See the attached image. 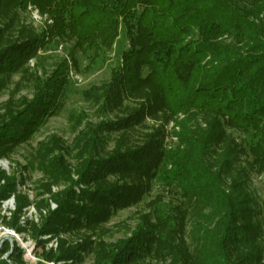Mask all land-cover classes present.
<instances>
[{"label":"trees","instance_id":"16d2710c","mask_svg":"<svg viewBox=\"0 0 264 264\" xmlns=\"http://www.w3.org/2000/svg\"><path fill=\"white\" fill-rule=\"evenodd\" d=\"M28 5L52 24L45 21L40 31L23 24L20 13ZM263 13L264 0H0V89L8 75L26 72L27 62L49 42H70V60L77 68L78 52H91L88 58L94 62L123 37L128 48L121 68L112 70L108 83L82 96L98 104L101 113L118 110L124 100L136 103L114 121L88 124L78 133L71 148L77 180L63 147H44L45 154H55L43 158L38 169L52 184L68 186L52 195L55 208L47 207L40 227L26 218L28 228L16 230L30 229L36 247H43L47 241L40 235L56 238L95 229L136 204L159 178L191 206L192 252L182 237L183 220L165 217L156 208L153 221L144 217L103 260L264 264V196L258 204L249 190V173L264 172ZM67 69L61 61L36 80L31 100L23 99L18 109L6 107L0 117V154L26 143L56 115ZM179 114L184 117L177 142L164 149L162 125ZM197 117L204 127L191 123ZM146 118L162 123L140 145L130 147L120 137L110 153L100 154L102 136L129 131ZM228 131L242 134L243 140L237 143ZM14 188L15 178H5L0 202L25 200ZM13 222L15 227L14 217ZM59 242L58 252L44 251L36 264L80 261L85 245L65 249ZM4 254L7 260L1 259ZM21 256L16 244L3 242L0 264H24Z\"/></svg>","mask_w":264,"mask_h":264},{"label":"rangeland","instance_id":"374dc122","mask_svg":"<svg viewBox=\"0 0 264 264\" xmlns=\"http://www.w3.org/2000/svg\"><path fill=\"white\" fill-rule=\"evenodd\" d=\"M37 11L38 17L34 13ZM264 15V13H263ZM260 15L259 20L264 24V16ZM21 21L29 25L36 31H40L45 21L47 25L52 24L48 16L41 14L33 5H28L26 11L20 13ZM259 22V21H257ZM262 24V23H261ZM262 24V25H263ZM264 26V25H263ZM264 39V35H263ZM70 42H49L44 48L39 50L37 57L30 59L25 65L26 72L17 71L5 78L4 86L0 89V117L5 113L9 105L13 109H18V105L23 99L31 100L34 93L36 80L47 77L61 61H66L67 85L63 97L60 99V108L56 115L48 118L30 139L24 143L0 154V185L4 184L5 178H15L14 197L0 202V249L3 242L10 245L16 244L22 251L24 264H36L42 260L44 251L52 250L58 252V242L64 245L65 249L84 246L86 248L79 252V262L75 264H108L103 257L110 253L119 243L131 237L134 229L140 225L144 217H150L153 221L154 210L160 209L165 217L170 219L183 220V240L188 249L192 252L194 248V234L192 233L193 216L191 206L180 195L175 187H167L159 178H156L150 189L134 205L117 211L111 218L98 225L95 229H81L75 232L61 233L56 238L50 235H40L39 240L47 241L44 246L36 247L35 242L30 238L29 230L18 232L17 228H28L23 220L33 221L38 227L43 224V218L47 215L48 208H55L52 202V195L64 190L68 184L58 182L52 184V179L43 175L37 166H41L44 159L51 158L44 153V147H63L65 162L71 168V177L77 180L73 169L76 165L74 155L71 151L75 145L76 136L84 130L86 125H98L104 121H114L124 113L136 106V103L124 100L122 106L114 112L101 113L99 105L92 99L87 101L82 96L84 91L93 87H100L108 83L111 79V72L120 69L122 64V54L128 48V43L119 37L114 43L112 50L104 57L92 62V53L76 54L77 68H73L70 55ZM183 115H177L162 125L164 130V149L170 148L177 142L176 135L180 132L179 122ZM196 119V118H195ZM161 121L146 118L143 123L124 133L114 132L102 136L99 146L100 154L106 156L115 146V142L120 138H125L130 147L140 145L147 135L152 134L161 125ZM193 124H205L197 117ZM236 139L237 143L243 140V135L238 132L228 131ZM46 155V157H45ZM242 165L246 163V157L241 158ZM39 164V165H38ZM249 190L258 204H261L264 196V172L257 175L249 173ZM50 191V192H49ZM78 193V189H76ZM18 199V198H17ZM48 207V208H47ZM263 213V212H262ZM5 217V219H3ZM16 220L15 227H12ZM12 228V229H11ZM8 255L4 254L1 259L7 260ZM169 261L156 262L154 259H145L141 264H168ZM44 264H56L54 262H43ZM58 262L57 264H64ZM66 263L71 264L68 260Z\"/></svg>","mask_w":264,"mask_h":264},{"label":"built area","instance_id":"2783aa9c","mask_svg":"<svg viewBox=\"0 0 264 264\" xmlns=\"http://www.w3.org/2000/svg\"><path fill=\"white\" fill-rule=\"evenodd\" d=\"M34 13L36 14L35 16H37V18H39V17H38V13H37V11H35ZM263 16H264V15H263Z\"/></svg>","mask_w":264,"mask_h":264}]
</instances>
